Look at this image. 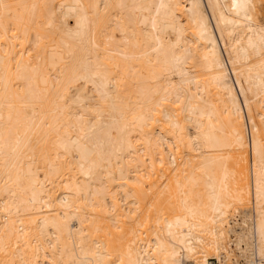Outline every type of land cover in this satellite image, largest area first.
Masks as SVG:
<instances>
[{
  "label": "bare ground",
  "instance_id": "obj_1",
  "mask_svg": "<svg viewBox=\"0 0 264 264\" xmlns=\"http://www.w3.org/2000/svg\"><path fill=\"white\" fill-rule=\"evenodd\" d=\"M263 3L0 0V264H264Z\"/></svg>",
  "mask_w": 264,
  "mask_h": 264
},
{
  "label": "rangeland",
  "instance_id": "obj_2",
  "mask_svg": "<svg viewBox=\"0 0 264 264\" xmlns=\"http://www.w3.org/2000/svg\"><path fill=\"white\" fill-rule=\"evenodd\" d=\"M257 20L261 24L264 25V3L262 5V7L260 8V11H259L258 16H257ZM249 158H250L249 155H247L246 158L241 161V165L237 169L238 171H241L242 173H244L245 180L242 183V185H245V186H248V184H251V180H250L249 173H248V171L250 170ZM193 161H194V163L199 164L201 162V159L197 158V159H194ZM231 166L233 167L232 163H231ZM130 176H132V175H130ZM160 189H162V188L160 187ZM250 202H251V197H250ZM120 205H121V203H120ZM248 205L246 207H248V208L251 207V209H252L251 204H248ZM156 216L157 215H156V211L154 208H151V209H148L147 211H144L143 213L138 215V217L136 218L137 222L134 224L135 228L138 229L139 226L137 224H139L141 221H143L145 224V228H144L145 231L144 230H142V231L149 233L152 230V228L155 229V227H156L155 223H154ZM86 217H87V219H86L87 221L85 222V225L87 226V228L90 232H93V229L90 226L91 222H94L95 224L101 226L102 230L94 232V235L98 240H102V241L108 240L111 233L118 232V230L116 229L117 225L121 226L123 228L122 231H119L120 233H122V232L127 233L129 231V229L131 228V223H132L126 218H119V220H117L116 222H113L109 216H106L103 214L98 215L94 212H90L89 215ZM241 217H242V215H241ZM146 219H148L147 223H145ZM238 219H240V215L238 216ZM236 220H237V218H236ZM237 223H240V222L238 221ZM232 226H234V225H232ZM237 226L235 225L234 227H237ZM229 227L230 226H228L226 229V230H228V233H226L227 236H226L225 242H223V244L225 243L224 246L226 247V251L230 252L232 250V252H230V255H231L230 258H231L232 262L237 261L240 264H246L245 260L240 257V254L237 250V247L236 246L230 247L228 244L230 241V238H232L229 235V230H230ZM234 236L237 239L238 235L234 234ZM138 238H140V241H141V239H143V240L146 239L145 236L144 237L143 236L137 237V239ZM128 239L124 240L123 242L125 243ZM205 239H206L205 243H210L212 241L210 237H205ZM233 239H234V237L231 240H233ZM227 240H228V242H226ZM227 245H228V247H227ZM227 252H226V255H227Z\"/></svg>",
  "mask_w": 264,
  "mask_h": 264
},
{
  "label": "built area",
  "instance_id": "obj_3",
  "mask_svg": "<svg viewBox=\"0 0 264 264\" xmlns=\"http://www.w3.org/2000/svg\"><path fill=\"white\" fill-rule=\"evenodd\" d=\"M213 263L217 264V262H213Z\"/></svg>",
  "mask_w": 264,
  "mask_h": 264
}]
</instances>
